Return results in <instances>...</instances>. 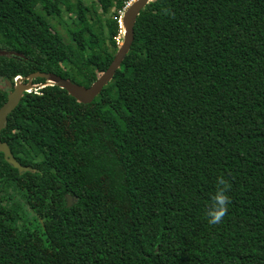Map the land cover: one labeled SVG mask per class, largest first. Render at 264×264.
Segmentation results:
<instances>
[{
    "label": "trees",
    "instance_id": "1",
    "mask_svg": "<svg viewBox=\"0 0 264 264\" xmlns=\"http://www.w3.org/2000/svg\"><path fill=\"white\" fill-rule=\"evenodd\" d=\"M129 1L0 0V107L36 71L94 83ZM0 140L35 169L0 152V264H264V0H151L93 102L25 92Z\"/></svg>",
    "mask_w": 264,
    "mask_h": 264
},
{
    "label": "water",
    "instance_id": "2",
    "mask_svg": "<svg viewBox=\"0 0 264 264\" xmlns=\"http://www.w3.org/2000/svg\"><path fill=\"white\" fill-rule=\"evenodd\" d=\"M151 0H134L126 8L123 17L124 35L123 41L119 46L116 54L109 67L99 75L97 80L89 87L70 81L57 74L49 72L36 71L24 78H16L12 91L8 94L6 102L0 107V131L4 128L5 122L12 111L17 107L25 92H31L47 85L58 86L68 92L79 103L88 104L101 93L103 88L108 85L114 78L116 71L120 68L123 60L128 54L134 40V26L136 19L142 9ZM14 52L0 49V55H11ZM36 78L45 79L44 83L34 84ZM8 87L12 84L8 82ZM0 152L4 154L5 160L20 172L34 171V168L22 165L13 155L9 145L0 140ZM72 197L67 195L68 206L71 205Z\"/></svg>",
    "mask_w": 264,
    "mask_h": 264
},
{
    "label": "clouds",
    "instance_id": "3",
    "mask_svg": "<svg viewBox=\"0 0 264 264\" xmlns=\"http://www.w3.org/2000/svg\"><path fill=\"white\" fill-rule=\"evenodd\" d=\"M220 184L224 187L217 190L205 212L209 224H218L222 221L229 203V197L226 194L227 186L223 180H220Z\"/></svg>",
    "mask_w": 264,
    "mask_h": 264
},
{
    "label": "rangeland",
    "instance_id": "4",
    "mask_svg": "<svg viewBox=\"0 0 264 264\" xmlns=\"http://www.w3.org/2000/svg\"><path fill=\"white\" fill-rule=\"evenodd\" d=\"M69 1L72 3H76V0H69ZM85 2L89 6L96 5V10H97L96 13L97 15H100L101 10L98 8V4L96 3V0H85ZM93 16L95 15L93 14ZM74 17L75 15L73 13H68L67 11H65L63 13L62 20H58V19L52 20L55 30L59 31L64 36L65 40L69 39L68 28L71 25V21ZM100 74L101 73H99L98 75Z\"/></svg>",
    "mask_w": 264,
    "mask_h": 264
},
{
    "label": "built area",
    "instance_id": "5",
    "mask_svg": "<svg viewBox=\"0 0 264 264\" xmlns=\"http://www.w3.org/2000/svg\"><path fill=\"white\" fill-rule=\"evenodd\" d=\"M132 1H134V0H130V1L126 4V6H125L121 11H119V12H120V18H119L118 22H119V28H120V30H119V34H118V36L115 37L118 46L121 45V43H122V41H123V35H124V28H123L122 17H123V14H124L126 8L131 4ZM37 90H38V89H36L35 91H37Z\"/></svg>",
    "mask_w": 264,
    "mask_h": 264
}]
</instances>
